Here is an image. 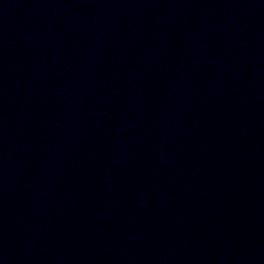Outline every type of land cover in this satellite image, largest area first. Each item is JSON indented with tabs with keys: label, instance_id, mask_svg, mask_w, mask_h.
I'll return each mask as SVG.
<instances>
[{
	"label": "water",
	"instance_id": "1",
	"mask_svg": "<svg viewBox=\"0 0 264 264\" xmlns=\"http://www.w3.org/2000/svg\"><path fill=\"white\" fill-rule=\"evenodd\" d=\"M0 264H264V0H0Z\"/></svg>",
	"mask_w": 264,
	"mask_h": 264
}]
</instances>
